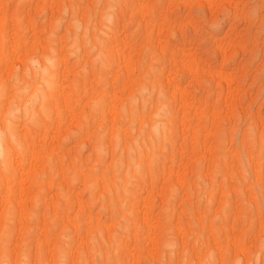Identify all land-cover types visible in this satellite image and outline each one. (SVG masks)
Segmentation results:
<instances>
[{"label":"rangeland","instance_id":"374dc122","mask_svg":"<svg viewBox=\"0 0 264 264\" xmlns=\"http://www.w3.org/2000/svg\"><path fill=\"white\" fill-rule=\"evenodd\" d=\"M0 264H264V0H0Z\"/></svg>","mask_w":264,"mask_h":264}]
</instances>
